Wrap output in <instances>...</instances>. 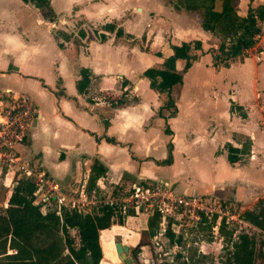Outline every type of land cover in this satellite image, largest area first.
Segmentation results:
<instances>
[{"label": "crops", "instance_id": "crops-1", "mask_svg": "<svg viewBox=\"0 0 264 264\" xmlns=\"http://www.w3.org/2000/svg\"><path fill=\"white\" fill-rule=\"evenodd\" d=\"M127 1L49 0L56 13L49 21L30 3L0 0V101L25 94L36 107L25 139L16 145L18 154L67 191L86 190L97 158L106 167L96 182L103 196L135 184L168 185L221 201L264 194V160L257 156L264 158V19L255 44L259 59L246 56L215 69L208 49L216 48L218 39L201 28L196 14L177 9L170 0ZM258 5L264 6V0H238L237 13L245 16L249 6ZM145 14L151 18L139 23ZM76 19L81 24L75 32ZM106 23L122 33L102 30ZM57 30L70 39H57ZM195 39L204 53L173 86L177 111L170 113L162 108L165 94L151 89L141 73L150 64L161 65L172 44ZM183 65L182 59L175 62L177 70ZM83 68L91 74L78 92ZM123 93L127 102L113 106L108 97ZM235 135L251 141L245 164L227 159V143L241 146ZM169 147L171 162L163 163ZM2 175L10 187L12 176ZM50 204L55 205L49 202L41 210ZM133 219L147 230L146 217L137 215L99 231V264H115L103 243L114 245L116 237L130 250L139 241L142 231H136ZM119 228L127 231L121 234Z\"/></svg>", "mask_w": 264, "mask_h": 264}, {"label": "trees", "instance_id": "trees-1", "mask_svg": "<svg viewBox=\"0 0 264 264\" xmlns=\"http://www.w3.org/2000/svg\"><path fill=\"white\" fill-rule=\"evenodd\" d=\"M36 7L41 15L53 21L56 13L50 6L49 0H22ZM238 0H170L177 9H184L196 14L200 18V26L218 39L216 48H209L215 69L230 66L235 61H241L244 51L256 43V36L261 32L260 22L264 19V6H249L245 16L237 13ZM219 4V8H217ZM102 30L115 32L120 35L122 30L114 23H106ZM79 35L85 33L79 30ZM94 33L100 40L105 39L104 33ZM57 39L67 41L71 35L56 31ZM59 46H63L61 42ZM172 53L163 58L160 66H149L142 71V76L148 80L149 87L158 93L165 94L162 108L170 113L177 111L175 101L171 96L174 85L182 83L183 72L196 60L204 50L198 39L182 41L172 44ZM178 59L184 60L181 70L175 68ZM91 73L87 69L80 70V78L76 82L78 92H83L89 82ZM113 106L127 102L122 95L108 97ZM230 110H234L231 104ZM251 141L247 138L240 147L227 143L225 148L230 163L237 162L242 155L250 152ZM171 162L170 147L167 157L161 161ZM106 172L105 165L97 158L93 159L90 173L86 182V192L98 193L96 182ZM4 178L5 172L3 171ZM117 187H114V189ZM120 189V188H118ZM116 190V189H115ZM35 187L30 178L14 176L5 200L0 203V264H98L101 260L99 244V231L109 228L113 224L122 225L125 221L123 215L115 206L99 205L91 211H78L67 206L60 208L57 214L55 205H48L44 211L42 204L36 202ZM115 191L112 190V194ZM241 218L250 225L255 233H239L235 240L230 241L227 249L225 264H264V240H259L257 247L255 234L264 231V209L246 210ZM158 216L155 214L148 220L147 230L142 231L139 241L130 248L129 260L132 264H139L138 253L142 246H150L151 240L159 233ZM202 225V224H199ZM221 231L225 229L224 220H221ZM160 235L167 239V243L177 245L182 235L172 232L170 221ZM11 251V252H9ZM176 258L181 257L177 253ZM196 253L173 264H198ZM199 257L204 258L202 255ZM260 263H258V262Z\"/></svg>", "mask_w": 264, "mask_h": 264}, {"label": "built area", "instance_id": "built-area-1", "mask_svg": "<svg viewBox=\"0 0 264 264\" xmlns=\"http://www.w3.org/2000/svg\"><path fill=\"white\" fill-rule=\"evenodd\" d=\"M258 37L259 34L255 37L256 41ZM255 44L244 51L245 57L256 56L259 59ZM35 113L36 107L28 95L19 94L7 101H0V173L5 171L6 176H12L10 182L16 175L30 178L35 187L36 202L43 206L53 201L57 214H60L63 206L89 212L99 205H110L125 216L143 215L147 219L156 214L159 233L164 232L170 221L171 230L176 235L179 231L173 228L175 222L180 226L185 221L192 226L212 222L213 230L218 228L219 220L226 218L245 222L241 214H230L224 201L208 195L182 194L168 185L135 184L126 192L108 196L94 192L88 194L84 188L61 189L44 170L23 160L16 150V145L25 139Z\"/></svg>", "mask_w": 264, "mask_h": 264}, {"label": "rangeland", "instance_id": "rangeland-1", "mask_svg": "<svg viewBox=\"0 0 264 264\" xmlns=\"http://www.w3.org/2000/svg\"><path fill=\"white\" fill-rule=\"evenodd\" d=\"M136 1H142V0H128L127 2L130 4ZM163 1L166 2L167 0H163ZM67 18L71 20L72 17L70 15H67ZM150 18H151L150 15L145 14L141 16L138 21L139 23L146 24ZM72 23L75 25L73 29L76 32L77 28L80 27L79 25L81 23L77 19L72 20ZM115 26L117 25L115 24ZM142 44H145V42H143ZM150 66L158 67L160 65L154 63V64H150ZM235 138L238 139V141H240L241 144L246 140L240 137V135L239 136L235 135L234 139ZM257 156H259L262 161L264 160L261 154H257ZM247 160H249L248 155H242L240 161L237 163L245 164L247 163ZM261 173H263L262 175L264 176V169L262 170ZM9 188L10 187L8 186V183L4 179H2V181L0 180V203H2L5 200ZM223 204L227 205L230 214L231 213L241 214L246 210H255L259 206L263 208L264 194H257L254 197L249 198L247 201H237L231 198L230 201H224ZM149 219L150 217L147 218V222ZM219 221L220 223L218 224V228L216 230L212 229L211 227L212 222L200 223L202 225L197 224L196 226L195 225L192 226L188 221H185L181 226L177 222H175L173 228L176 231H179V234L182 235L181 242L177 245L175 244L170 246L167 243V239L164 236L156 233L155 236L150 238L151 245L145 248H141L140 252L138 253L140 257V262L138 263L139 264H173L174 262H179L182 260L187 261L186 258L193 255V253L195 252L196 256L198 255L197 257L199 259L198 264H225V257H226L227 249L230 245V241L235 240L239 233L246 232L251 235L255 233V230L246 222H238L233 219L226 218L224 219L225 229L221 231L220 229L221 220ZM133 222H135L138 225L135 228L136 231H142L141 220L133 219ZM126 231H127L126 228H119V233L121 234H123ZM255 237L257 242L256 245L258 247L259 240L260 239L264 240V233L262 232L261 234H255ZM119 240H120L119 238L116 239V237H114L113 241L119 242ZM102 245L106 251L108 248L107 252H110L112 256L111 260L115 264H118L120 262V259L116 255L114 245L111 244L110 246L109 244H107V247H105V243H103ZM263 251H264V246H263ZM177 253H180L182 256L176 258L175 255ZM129 254L130 253L128 251L126 253L127 257H129ZM199 255L200 256L202 255L204 258L199 257ZM107 257H109V255Z\"/></svg>", "mask_w": 264, "mask_h": 264}, {"label": "water", "instance_id": "water-1", "mask_svg": "<svg viewBox=\"0 0 264 264\" xmlns=\"http://www.w3.org/2000/svg\"><path fill=\"white\" fill-rule=\"evenodd\" d=\"M139 10V9H137ZM115 251L119 257V259L124 263V264H131L129 257H127L126 253L129 251L127 245H123L120 242H115Z\"/></svg>", "mask_w": 264, "mask_h": 264}]
</instances>
